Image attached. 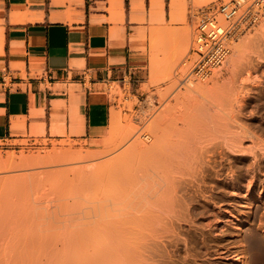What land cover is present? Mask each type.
Segmentation results:
<instances>
[{"label": "rangeland", "instance_id": "rangeland-1", "mask_svg": "<svg viewBox=\"0 0 264 264\" xmlns=\"http://www.w3.org/2000/svg\"><path fill=\"white\" fill-rule=\"evenodd\" d=\"M227 1L183 0L181 18L155 20L154 33L141 37L149 66L140 93L128 81L107 85L102 147L0 139V264H144L131 250L137 239L123 234L154 229L160 264H238L241 249L243 264H264V167L226 147L232 128L219 115L247 90L239 119L264 137V31L253 25L248 44L229 48L205 91L185 88L190 70L195 75L199 19ZM212 145L229 154L217 156L218 165L206 158ZM230 155L239 156L233 172ZM172 207L177 216L155 214ZM249 227L258 239L251 246L243 238Z\"/></svg>", "mask_w": 264, "mask_h": 264}, {"label": "crops", "instance_id": "crops-1", "mask_svg": "<svg viewBox=\"0 0 264 264\" xmlns=\"http://www.w3.org/2000/svg\"><path fill=\"white\" fill-rule=\"evenodd\" d=\"M182 7L183 0H0V139L102 147L107 85L128 81L140 93L149 66L141 37L154 33L156 19L181 18Z\"/></svg>", "mask_w": 264, "mask_h": 264}, {"label": "bare ground", "instance_id": "bare-ground-1", "mask_svg": "<svg viewBox=\"0 0 264 264\" xmlns=\"http://www.w3.org/2000/svg\"><path fill=\"white\" fill-rule=\"evenodd\" d=\"M173 1V0H172ZM180 1V0H179ZM171 2V1H170ZM176 2V1H175ZM174 2V3H175ZM178 2V1H177ZM172 3V2H171ZM171 3H170V5H171ZM180 2H178V4H179ZM177 4V5H178ZM175 6V5H174ZM219 6V5H218ZM171 7V6H170ZM176 7V6H175ZM209 7V6H208ZM176 9V8H175ZM174 9V10H175ZM205 10V9H204ZM171 13H172V11H171ZM174 13V12H173ZM221 19V21H222V23L225 25V24H227L228 22L227 21H225L223 18H220ZM255 25H257V29L259 30V33L261 32V30H262V32L264 31V17L262 18V19H260V20H258L255 24H254V26ZM253 27V26H252ZM251 28V27H250ZM250 28H247V29H245V30H243L242 32H240L237 36H235L232 40H230V42H229V48H231L234 52H238L240 49H241V47L244 45L245 46V44H248L247 42L249 41V40H252L253 38V36H254V33H252L251 34V32L249 31L250 30ZM256 29V30H257ZM254 30H255V28H254ZM197 32H198V30H197ZM196 32V33H197ZM245 32V34L243 35V36H241L242 35V33H244ZM241 36V37H240ZM194 44V43H193ZM243 46V47H244ZM226 60V59H225ZM223 63H225V62H223ZM220 68H221V66H220ZM219 67L218 68H215L214 69V76L216 75V74H218L219 73V69H220ZM189 74H190V76H189ZM191 75H192V72H191V70H190V72L188 73V77H187V80L186 81H188V82H186V84H187V86L185 87L186 88V90H188V91H191L192 93H194V92H198V93H202L203 92V90L205 91V89L207 88V86L205 87V85H207V83H209V82H207L206 83V80L208 79L209 80V78L212 76V75H210L207 79H205V78H202V77H197V76H195V75H193V77H191ZM217 76V75H216ZM210 80H212V79H210ZM205 83V84H204ZM202 86H204V87H202ZM202 88H205V89H202ZM202 89V90H201ZM201 90V91H200ZM241 91H245L244 89L242 90L241 89ZM240 91V93H241V95L237 98V97H235L234 99H232V102L233 103H235L236 105L235 106H233V109H232V105H231V109H229L228 108V110H223L224 109V107H222L223 109H220L219 107V111H220V113H219V115H220V117L221 118H223L224 120H226V123H227V121H228V123L225 125V128H227V125L228 126H230L231 128H232V130H229L228 132V134L227 135H223V138H224V136H225V140H224V143H226V147L227 148H229V149H231V150H233V151H237V152H242V151H248L249 153H251V166L252 167H258V168H262V167H264V137H262V136H258L257 134H255V132H253L252 130H251V127H248V125L246 126V124H244V122H243V120L241 121L240 119H239V108H240V106H241V103H243L244 102V97L247 95V93H246V91L243 93V92H241ZM248 92V91H247ZM238 94H239V91L237 92ZM237 95V94H236ZM238 96V95H237ZM246 98V97H245ZM218 108H217V110H218ZM226 109V108H225ZM218 111V112H219ZM248 124V123H247ZM228 130V129H227ZM225 131H226V129H224L223 128V132H224V134H225ZM227 132V131H226ZM146 134V133H145ZM147 135V134H146ZM148 137V136H147ZM146 137V138H147ZM241 138H249V144H243V142H241ZM211 151V152H210ZM206 153H211L210 155L209 154H207L206 155V158H207V160H209L211 163H212V165H215V164H220V162L217 160V156H219V158H223V156H227V155H229L228 154V152L226 151V149L225 148H223L221 145H219L218 147L217 146H214V145H212L211 147H208L207 149H206ZM6 157V156H5ZM9 157V156H8ZM12 157H13V155H12ZM228 157V156H227ZM15 158V157H14ZM229 158H232L233 160H232V162H231V164H230V167H229V171L230 172H233L234 170H233V166H236V163H238L237 162V158H239V156L237 155V156H233V155H230V157ZM10 159V158H9ZM1 161V160H0ZM6 161H7V159H6ZM11 162V161H10ZM16 161H14L13 162V164L15 163ZM2 163V162H1ZM8 163H9V161H8ZM12 165V164H11ZM6 167H9V165L7 164V166ZM12 167V166H11ZM218 171V170H217ZM169 205L170 204H172V197H170L169 198ZM151 211H155V210H150L149 212L150 213H152ZM177 209H175L174 207H172V208H168V209H161L160 211H156V213L155 214H157V212H159V213H166V214H168L169 216H171V217H174V215H176L177 216ZM176 213V214H175ZM152 214H154V213H152ZM151 214V215H152ZM172 214H174L173 216H172ZM151 215H149L150 217H151ZM163 215V214H162ZM164 217V216H163ZM162 217V218H163ZM173 220H171V222H172ZM170 224H172V223H170ZM132 226V225H131ZM139 226V225H138ZM142 226V225H141ZM125 228V227H124ZM139 229V228H138ZM138 229H137V227H136V229H135V231L137 232L138 231ZM153 229L154 228H152V231H153ZM165 229H167V228H165ZM247 229V228H246ZM245 229V230H246ZM249 230L248 231H245V234H244V232H243V236H245V237H243V238H247V240H249L248 242H250V245L249 246H251V243L253 242V239H257V237H256V231L254 232V230H252L253 228H251V227H249L248 228ZM132 230H134V229H132ZM131 229H130V231H132ZM147 230V229H146ZM168 230V229H167ZM125 231V230H124ZM134 231V232H135ZM152 231H149V232H152ZM154 231H155V229H154ZM153 231V232H154ZM163 232H165L164 230H162ZM127 232V231H126ZM126 232L123 234V236H124V238H126V242H127V239L129 238V236H131V239H133V240H136L137 239V243H135L134 241H133V243H132V245L133 246H131V250L135 253V255L139 258H144L145 259V261H143L144 262V264H145V262H147V260L146 259H148V260H150L149 262L151 263V264H160V261H159V259H157L156 260V258H155V256L156 255H158V254H155V251H156V249H155V246L156 245H158V243H157V241L156 242H154L156 239L155 238H153V239H155L154 241L151 239L153 236L154 237H157L156 236V232L157 231H155L154 233L152 232V233H149L148 231V236H146V234H142V233H140V235L139 234H135L134 236H133V234L132 233H127L128 234V236H127V234H126ZM133 232V231H132ZM162 232V235L164 234ZM132 234V235H131ZM150 234H151V236H150ZM155 234V235H154ZM256 234V235H255ZM139 236V237H137V236ZM162 235H160L159 236V238L162 236ZM126 236V237H125ZM133 236V237H132ZM135 236H136V238H135ZM146 236V238L148 239V242L150 241V243L149 244H147L148 242H146L147 241V239H145L144 237ZM150 236V238H148ZM128 237V238H127ZM158 238V239H159ZM139 239V240H138ZM143 239H145V241L143 240ZM151 240H152V242H151ZM246 240V241H247ZM260 240V239H259ZM257 241H258V239H257ZM146 242V243H145ZM154 243H157V244H154ZM257 243V242H256ZM249 244V243H248ZM134 247V248H133ZM157 247V246H156ZM157 249H159L158 247H157ZM145 252V253H144ZM148 252V253H147ZM158 252V251H157ZM146 253L149 255H146ZM243 253H245L244 252V250L243 249H241V250H239L237 253H236V258H235V261L236 262H238V264H243L244 263V259H245V255L243 254ZM238 255H240V256H238ZM144 259H141V260H144ZM148 262V263H149ZM147 263V264H148Z\"/></svg>", "mask_w": 264, "mask_h": 264}, {"label": "built area", "instance_id": "built-area-1", "mask_svg": "<svg viewBox=\"0 0 264 264\" xmlns=\"http://www.w3.org/2000/svg\"><path fill=\"white\" fill-rule=\"evenodd\" d=\"M218 16L228 22L227 27L219 23ZM263 17L264 0H229L221 3L217 11L205 9L194 42L197 59L193 73L197 77H207L226 58L230 40Z\"/></svg>", "mask_w": 264, "mask_h": 264}]
</instances>
